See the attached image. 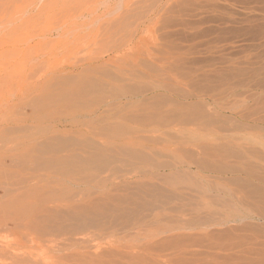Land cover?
<instances>
[{
    "label": "bare ground",
    "instance_id": "1",
    "mask_svg": "<svg viewBox=\"0 0 264 264\" xmlns=\"http://www.w3.org/2000/svg\"><path fill=\"white\" fill-rule=\"evenodd\" d=\"M167 1L177 6L165 5L157 22L136 25L126 39L121 17H107L112 8L78 9L74 17H93L89 36L109 56H79L47 80L18 87L14 98L0 95L7 102L0 115V264H227L219 245L200 254L188 241L229 221L207 194L215 191L212 181L264 188L263 152L238 144L229 129L251 128L245 122L255 111L245 110L264 92V65L192 66L191 41L176 42L167 29L187 0ZM196 182L203 194L190 201L186 184ZM237 187L227 192L241 201L249 192ZM260 215L243 227L253 251L264 250Z\"/></svg>",
    "mask_w": 264,
    "mask_h": 264
},
{
    "label": "rangeland",
    "instance_id": "2",
    "mask_svg": "<svg viewBox=\"0 0 264 264\" xmlns=\"http://www.w3.org/2000/svg\"><path fill=\"white\" fill-rule=\"evenodd\" d=\"M189 1L191 2L189 3L187 0L185 2L186 5L179 10L180 13L179 11L174 13L172 22L178 23L175 20L177 21L180 20V22L182 23L179 22L178 25L174 23V25L176 26H174L171 23L167 27V29L168 30L170 29L169 31H171L170 33L176 42L182 40L183 43L182 41L181 43L183 45H186L188 44L189 40L191 41V42L189 41L190 44H188L192 51L190 52L189 56L194 54L193 56L190 57L195 58L194 60L193 58L191 59L189 57L191 59V60L189 59V61L192 62L191 63L192 66L200 67L203 65L204 67L205 64H207V66L209 67L206 66L205 68H213L215 64V66L218 68H223V67L232 68V66L236 64V67L233 68H239V67L241 68V66H244L243 68H247V65L250 67L253 66V68H258V66L260 67L264 65V0H203L204 2L202 0H197V1L189 0ZM175 2L176 1L173 2L167 0H0V95H3L4 97H8V98H14V93L18 90V87L26 88L32 82L38 80L44 81V79L47 80L50 74L52 75L53 72L62 69L63 66L65 68L68 67L69 65H71V63L72 64L75 63L76 60L80 59L82 56H84L83 58L90 57L91 59L97 58V56L98 57L103 55H105V57L109 56L107 54L108 47L104 44H100L98 41H96L95 38H90L89 36V32L92 29H94L96 26V24H92L93 17H89L88 15L85 16L86 18L74 17L73 15L76 11H78V9L79 11L81 10L88 11V10H92L93 8L102 11L104 9L112 8L113 10L111 14L112 16L110 17L109 15L107 17L111 19H116L118 17H121L119 21L122 20L121 22L123 25L122 31H126L122 36L124 39H126L130 35L131 30H133L136 25L144 24L146 22L149 23L151 21L157 22L156 17L159 11L162 10V8L167 4H170L171 7L177 6ZM120 8H122L123 10ZM114 12L116 13L114 14ZM123 14L125 15V17H123L122 19ZM154 14L155 16L151 17V15ZM180 16L183 19L180 18ZM246 16L247 18H245ZM255 20L257 23L255 22ZM75 21L85 22L83 23L84 26L83 25L81 26L82 23L76 25ZM188 21L193 23L189 24ZM184 23L185 25L180 26V24L182 25ZM160 26H162V24L160 23L157 24V28ZM49 31L52 32V34ZM180 32L181 34H179ZM43 33L46 34L43 35ZM177 34H179L180 36ZM148 35L149 34H147L146 39L149 40L151 38L150 35L149 36ZM176 36L179 37L176 38ZM192 37L194 41H192ZM194 37L196 39H194ZM175 38L176 39L180 38V40L177 41ZM191 43L193 45H191ZM81 45L83 46V48L81 47ZM86 55L88 57H86ZM231 60L232 63H230ZM211 64L213 65V67H211L212 66ZM110 67L112 69L116 68V66L114 65ZM253 91L252 92L250 91L252 95H254L253 93L258 92L256 90ZM254 97H253L254 100L253 99L249 100L248 101L249 103H247L249 105H252L253 102L254 106L252 105L251 107L253 110H251L250 108V109H246L245 112L247 110H249L250 113L252 111H255L252 112L251 114L249 112H246V114L247 115L250 114V116L254 114V116L253 117L251 116L250 119L255 118V120L258 119L259 122L254 121L253 119L250 121V124L249 122H245V124L247 123L246 125L248 126L250 125L251 128L249 127L250 129H248V127L245 126V124H243V126L246 127V129L245 127H243L245 129V130L243 129V132L241 129L242 126L240 128H239L240 125L236 126L240 129L241 134L243 133L242 137L240 136V132L238 128L235 127L236 129L235 130L233 126L229 129L232 130V133H234L236 136L239 135L240 142L238 144L241 143L240 145H242L243 147H249L250 145L249 148L252 147L254 148L256 146L254 149L255 150L259 149L261 153L263 152L262 154H264L263 151L264 150V123H263L264 122V107H263L264 92L262 94L261 93L255 94ZM261 97L263 98V100H261ZM255 102L256 103L258 102L259 104L257 103V105H255ZM5 103L7 104V102L3 101V98H0V115H2L5 112V109L7 107ZM10 103L11 102H9L8 104L10 105ZM249 105H246V107L249 108L250 107ZM257 106H259V111H257ZM21 111H22L21 106L16 105L15 107H13L14 114L18 115L21 113ZM254 130L256 132H254ZM237 132L239 134H237ZM239 137H237L236 139H238ZM241 139H245V140L242 141ZM248 140L249 143L251 142L252 143L249 144L247 142ZM242 142L244 145L242 144ZM238 144H235V146H233L232 144V147L235 149L238 148V150L241 149L242 146H239ZM223 182H224L223 184H221V182H218L219 183L218 184L216 181H212L211 184L214 187L215 191H212L213 193H210L211 191H208L207 194L211 195L212 197L215 195L214 197L216 199V203L219 206L217 205L215 206L216 204L215 202L212 205L215 206V209L217 211L219 210L221 211V212L219 211L221 215L223 216L225 215L224 217L223 216L221 217L227 218L229 221L227 222V224L226 223L224 224L225 226L221 225L210 228L212 231L211 236H205V235L203 236L198 234V237L196 236L197 240L192 239L195 242L193 245L190 243V242L193 243V241L190 239L188 241V243L190 244L189 246L190 247L192 246L190 249H192L194 252L204 254L207 251L208 247L210 246L212 247V245L213 246L219 245L221 247V253H223L224 255L223 259L226 260L225 262L227 264L229 263L248 264V262L249 264H257V262L258 264H264V257H263L264 250H259V251L251 250L250 243L248 240L251 234L249 233L248 230L246 229L244 230L243 228L244 224L246 225L248 224V222L251 223L250 220L252 219H247V217L249 216L259 217L260 213H261L260 217L264 216V197L261 196L264 195V188L261 189L257 187L256 184L248 183L251 186L250 187L247 183L240 181L239 179L236 181L233 180V181H227V182L223 181ZM196 184L197 185L194 184L188 185V183L186 184L185 190L187 194H185V196L187 197V195H189L188 198L190 199V201L193 200L196 201L198 197L202 196L203 194L201 188L202 185L201 184L199 185L197 182ZM245 184H247V186H245ZM187 185L189 188H187ZM236 185L238 186L237 188L239 189L241 188L243 189L244 187L243 190L241 189L242 191L247 192V193L245 192L246 194H244L243 192L244 196L245 195L247 196L249 192V195L247 196L249 197L251 195V197H249L250 199H248L249 201L247 200V197L242 199L241 201L236 200L237 198H235L232 194H229L227 192V190H232V191L233 189L235 191L238 190L236 189ZM187 189L192 190V191L190 190L191 195L189 193V190ZM258 189L260 190L257 191ZM250 191L253 192L255 197L253 196L252 192L250 194ZM195 196L197 199L195 198ZM223 197L225 198L223 199ZM258 197L259 198L263 197V198L262 199L260 198L261 200L260 201ZM251 199L254 200L255 204L252 202ZM221 200H224L225 204L223 203V201L221 202ZM226 200L230 201L228 203H230L231 206L230 208H232L233 210L229 208L228 206L229 204L226 203L227 202ZM245 200L246 202L247 201L248 202L246 203ZM251 202L254 207L249 206ZM220 204L222 207L220 206ZM247 205L249 208L247 207L248 209H245L246 208L245 206ZM250 208L255 211L252 212L251 210H249ZM256 208L258 209L256 210ZM222 209L224 211H222ZM250 212L252 215H250ZM244 213L246 214V216ZM254 213H257L256 214L257 216L253 215ZM220 214H218V216ZM239 214L243 215L246 218H242L243 216H240ZM233 215L235 216L234 219H233ZM236 220L238 222H236ZM235 225L236 227L239 226L237 227L239 228V230L235 229L236 228ZM240 226L242 227L241 230H240ZM233 230L235 231V233H232ZM230 235H232L231 236V238L233 237L232 239L231 238L229 239ZM226 236L228 237V239ZM235 237L239 239H236ZM204 245L206 246L208 245V246L206 247ZM248 246L250 249H248ZM223 249L224 250L226 249L225 250L226 252L222 251ZM44 251H45V247H44ZM239 253H241V255ZM250 254L251 256H249ZM241 258H243V260H240ZM256 259L257 260L259 259V261H257Z\"/></svg>",
    "mask_w": 264,
    "mask_h": 264
}]
</instances>
